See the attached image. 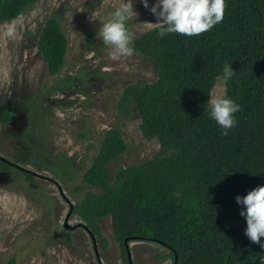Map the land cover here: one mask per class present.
Returning a JSON list of instances; mask_svg holds the SVG:
<instances>
[{
    "label": "trees",
    "instance_id": "trees-1",
    "mask_svg": "<svg viewBox=\"0 0 264 264\" xmlns=\"http://www.w3.org/2000/svg\"><path fill=\"white\" fill-rule=\"evenodd\" d=\"M37 1L0 0V25ZM226 4L223 21L202 35L160 36L154 29L133 36V53L153 61L156 79L126 84L117 111L128 118L135 110L142 138L156 140L159 149L122 166L128 148L122 123L105 129L82 175V184L95 191H85L72 210L102 246L107 242L98 221L109 216L125 260L123 240L129 238L161 244L168 250L161 258L171 264H264V248L245 235L246 219L236 202L237 195L264 185V0ZM128 28L133 32L130 22ZM87 34L89 40L94 36ZM37 46L48 73L58 75L69 46L60 16L45 19ZM225 64L235 71L226 95L240 105L227 135L207 105ZM12 115L5 109L0 120ZM12 169L27 181L34 177L0 160V172ZM5 264L16 263L11 258Z\"/></svg>",
    "mask_w": 264,
    "mask_h": 264
},
{
    "label": "rangeland",
    "instance_id": "rangeland-1",
    "mask_svg": "<svg viewBox=\"0 0 264 264\" xmlns=\"http://www.w3.org/2000/svg\"><path fill=\"white\" fill-rule=\"evenodd\" d=\"M148 3L150 8L156 0ZM133 5L138 16L129 22L135 36L147 30L145 22L157 20L141 0ZM113 11L101 0H38L0 25V116L5 109L13 112L8 122L0 120V155L40 174L27 181L15 169L0 172V264L11 258L16 264H127L109 216L98 221L107 245L94 236L99 259L82 226L63 227L68 205L50 181L72 203L85 191H95L82 184V175L98 152L103 131L119 123L128 143L122 166L140 163L159 149L156 140L142 138L135 110L128 118L117 111L126 84L150 83L156 74L153 61L137 53L119 61L109 58L108 47L96 36L101 22L90 16L106 20ZM54 15L69 37L58 75L48 73L37 46L43 22ZM88 30L94 33L90 40ZM80 222L74 213L68 219L69 225ZM129 247L132 264L172 262L161 258L168 250L157 242L131 240Z\"/></svg>",
    "mask_w": 264,
    "mask_h": 264
},
{
    "label": "clouds",
    "instance_id": "clouds-1",
    "mask_svg": "<svg viewBox=\"0 0 264 264\" xmlns=\"http://www.w3.org/2000/svg\"><path fill=\"white\" fill-rule=\"evenodd\" d=\"M156 17L157 22H145L147 30H159V35L179 34L182 36H199L211 31L221 23L225 16L226 0H156L149 8L148 0H141ZM111 5L114 11L110 18L103 19L91 13L90 20H99L96 36L109 49V58L119 61L133 55L130 47L134 33L128 28V22L136 19L133 0H101V6ZM229 64L223 67V74L216 77V83L208 93L207 105L211 118L223 129V135L235 126L234 114L240 105L226 95L227 81L234 74ZM236 202L242 205L240 215L245 217L247 227L245 235L253 243L264 248V185L257 186L246 195L236 196Z\"/></svg>",
    "mask_w": 264,
    "mask_h": 264
},
{
    "label": "water",
    "instance_id": "water-1",
    "mask_svg": "<svg viewBox=\"0 0 264 264\" xmlns=\"http://www.w3.org/2000/svg\"><path fill=\"white\" fill-rule=\"evenodd\" d=\"M0 160L8 163V164H12L14 165L16 168H19L21 170H26V171H30L32 173H34L35 176H39L40 174L35 172V171H32L30 169H27L13 161H11L10 159L0 155ZM51 179V178H50ZM56 185H57V188L59 190V193L62 195V197L66 200V203L68 204L69 208L65 214V217H64V220H63V227L66 228V229H74L76 227H79V226H82L84 228H87L86 224L84 222H80V223H77V224H74V225H69L68 224V219L70 217V215L73 213L72 210H73V203L67 198V196L64 194L63 190L61 189V186L55 181L53 180ZM91 233V232H90ZM91 237L93 239V244H94V247H95V238L93 236V234L91 233ZM131 241V239L129 238H124L123 240V244H124V248H125V255H126V261H127V264H132V255H131V250H130V247H129V242ZM174 263H176V257H175V261Z\"/></svg>",
    "mask_w": 264,
    "mask_h": 264
},
{
    "label": "flooded vegetation",
    "instance_id": "flooded-vegetation-1",
    "mask_svg": "<svg viewBox=\"0 0 264 264\" xmlns=\"http://www.w3.org/2000/svg\"><path fill=\"white\" fill-rule=\"evenodd\" d=\"M35 176V175H34ZM51 182H53L54 184H56L54 181H52V180H50ZM57 186V185H56ZM60 194V193H59ZM61 195V194H60ZM61 198H63L62 197V195H61ZM63 200L66 202V200L63 198ZM67 204V203H66ZM68 205V204H67ZM68 208H69V206H68ZM81 227V226H80ZM81 228H83L86 232H87V234L89 235V238H90V240H91V242H92V246H93V249H94V251H95V254H96V256H97V259H99V253H98V251H97V247H96V244H95V247H94V244H93V239H92V237H91V231L88 229V227L87 228H84V227H81ZM94 236V235H93Z\"/></svg>",
    "mask_w": 264,
    "mask_h": 264
}]
</instances>
